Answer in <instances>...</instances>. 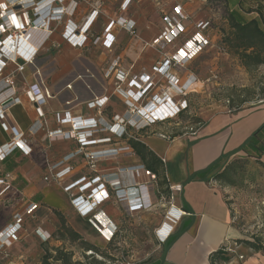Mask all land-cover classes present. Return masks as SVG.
<instances>
[{"label":"rangeland","instance_id":"obj_1","mask_svg":"<svg viewBox=\"0 0 264 264\" xmlns=\"http://www.w3.org/2000/svg\"><path fill=\"white\" fill-rule=\"evenodd\" d=\"M236 1L121 0L117 7L99 8L104 10V17L90 26L91 35L81 47L71 45L64 38L68 21L64 17L50 22L51 36L32 63L21 60L14 62L13 56L10 59L6 56L1 59L6 66L0 74V82L7 75L13 74L15 89L28 90L32 82L42 79L51 93V86L61 91L71 84L75 90L73 95L68 91H64L62 95L72 98L76 95L78 99L71 106L64 102V109L55 112H59L62 119L65 117V110L82 109L85 115L95 116L101 121L102 129L89 137L90 143L83 147V153L71 160L68 158L56 169L57 172L62 171V177L52 182L44 178L51 166L54 163L60 164L65 156L63 154L57 159L49 157L50 145H54V142H50L48 130L38 134L15 132L13 137L22 132L31 149L39 151L37 154L40 156V165L35 167L36 180L26 192L21 193L13 185L0 193L1 202L4 203V213L3 210L0 211V217L4 215V220L8 222L6 227L15 223L19 217L22 218V228L18 231L17 238L7 243L0 255V264H42L43 257L48 253H55L56 247L71 252L73 261H80L82 264H144L148 258L158 256L164 247L159 243L164 238L158 236V233L162 230L165 233L174 231L169 224L172 219L167 217L168 212L170 215L175 211L179 212L175 208V200L168 196L170 181L166 180L167 175L163 171L157 175L155 181L144 171L142 173L145 180L152 181L149 188L153 192V207H147L146 204L142 207L143 211L130 212L135 207H130L131 203L126 196L121 198L122 203L128 204L120 205L122 216L119 231L115 241L107 244L96 224L81 217L73 206L74 198L80 194V185L72 190L67 186L83 176L107 174L112 172L110 169L113 167L130 166L136 161L142 163L136 155L120 151L104 160L92 161L95 164L92 167L86 154L89 155L96 149L124 146L128 143V138L132 137L149 145L151 142H158L165 148H170L175 143L194 137L197 133L193 132H197L216 115L241 110L252 111L264 103V65L247 69L223 41V30L228 29L226 15ZM1 3H7L9 9L21 10L20 6L12 5L8 0H0ZM177 5L182 7L187 19L180 20L176 11ZM254 15L245 14V17ZM122 17L129 22L122 21ZM177 20L182 23L184 30L179 27L180 36L170 40L171 37L168 38L166 33L169 35L175 31L172 26ZM202 21L209 25L200 27ZM85 23H78V33H84L81 28ZM112 23L114 25L109 29ZM5 25L7 29L11 28L10 23ZM199 31L209 39L207 46L183 66L175 64L171 68L172 73L178 76L180 84L190 76L196 79L192 90L186 96L178 95L167 89L165 75L154 67L155 60L161 56V62L164 57L174 55ZM35 32L25 41L30 42L31 39L43 42V34ZM97 32H101L98 41L94 39ZM9 34L16 38L21 34L24 36L25 32L20 34L11 30ZM16 54L17 52L14 53ZM120 71L125 75L121 81L117 77ZM135 77L138 84L133 86L132 80ZM86 83L91 89L86 88ZM146 85L148 88L139 100H135L136 97L128 93L130 89L141 91ZM94 96L108 98L101 113L86 105L85 101ZM159 100L163 103L157 104ZM170 103L172 106H187L167 120L145 125L148 119H145L142 111L151 112L157 105L165 109ZM54 116L57 128L60 124L55 113ZM122 120L121 125L126 128L127 138L117 137L112 133L117 122ZM104 137L111 138V141L102 144L92 142ZM63 148L70 151L69 153L79 152L80 143L77 140H65ZM186 156L187 153L184 152L176 158L177 162H183ZM97 169L101 171L97 172ZM103 169L106 172H102ZM210 180L223 192L231 210L232 224L239 232V237L234 240L241 245L238 253L233 254L237 259L235 264H240L254 252L264 254V152L260 154L250 148L223 159L212 171ZM36 192L42 194L41 202L37 203V209L30 214L27 209L31 203H35L31 197ZM50 235L51 238L47 239ZM249 242L260 250L250 247ZM50 263L63 264L54 259H50Z\"/></svg>","mask_w":264,"mask_h":264},{"label":"crops","instance_id":"obj_2","mask_svg":"<svg viewBox=\"0 0 264 264\" xmlns=\"http://www.w3.org/2000/svg\"><path fill=\"white\" fill-rule=\"evenodd\" d=\"M83 1H85V3ZM96 3L98 4L95 5ZM120 3L121 0H78V8L75 14L72 17H64L72 19L73 23L78 24L86 22L90 16H88V14L92 10L97 9L99 10L98 16L92 24L95 25L99 19L104 17V10H100V7L105 8V6H108L109 8H114L119 6ZM92 16H94V14ZM92 16L90 18H92ZM100 34L101 32H97L96 35ZM24 42L26 41L24 40ZM132 64L134 65V63ZM33 83L35 82H32V84ZM1 87L2 82H0V89ZM51 89L54 96L48 100V104L44 107L46 113L45 117L40 118L36 111V106L29 101L25 90L18 88L17 94L21 98V103H7L5 107V118L0 119V146L9 142L15 132L18 131L38 134L45 129L48 131L55 129L57 125L54 116L55 111L64 109V102L72 98L69 95L64 96L62 94L64 91H68L73 95L75 90L72 88V90H74L72 91L64 87L63 90L57 91L52 86ZM9 92L11 91L1 94L0 99H3ZM81 110L75 109L73 112H79ZM44 122L46 126L44 125V128H40V124ZM263 122L264 103L252 111L241 110L238 112L216 115L206 122L197 131L194 137H190L189 140H182L181 143H175L171 145L170 148H165V146L158 142H151L150 145L146 143L161 159L164 158L166 160L165 163H169L170 172L168 176H171V179L169 178V184L180 187V190L176 192L174 197V203L176 204L175 208H183V201H186L191 207V210L185 211V214L182 215L180 219L172 220V223H169L171 228H174L173 232L180 228L183 220L192 217L193 222L186 231L180 234L169 248H165L164 246L158 253V256L148 258V261L144 263L160 260L161 264H210L209 255L222 248L224 245H230L235 250L234 252L228 251V254L238 253L241 245H235L236 243L234 240L239 237V232L232 224L230 207L225 200L223 192L217 185L211 182V173L204 174L202 172H204L210 164L216 163V161L219 163L223 159L243 151L239 150L234 152ZM32 152L33 155L31 156L24 154L18 155L15 158L18 165L12 170H9V162H2L0 164V175H4L5 171H10L13 178L12 183L14 180H17L13 185L21 193L31 188L36 180L34 178L37 177V172L34 170L35 167L37 168V165H40V156L37 154L39 151L32 149ZM69 152L70 151L63 148V140H56L54 141V145H50L48 155L51 159H57L63 154L66 156ZM184 152L187 153L184 161L177 162L176 158L181 156ZM138 164L140 163L136 161L130 164V166ZM215 165L216 164H214V166ZM124 167L127 168L128 166ZM121 168L123 167H113L110 171L115 172V174L118 172L117 175L122 181L123 186H137V182L148 186V189L144 188L143 191L140 186V188L137 187L135 190L129 191L131 197L134 195L136 199L140 200L142 198L141 194H144L148 201L149 199L153 201V192L151 193L149 188L152 181L150 179L145 180L142 175L143 171L139 169V173L137 174L134 171H119ZM100 171L101 170L97 169V172ZM102 172L106 171L103 169ZM193 175L196 177L188 181V178ZM200 176L209 177L208 181L202 180ZM170 193L171 190L168 191V196ZM40 194V192L33 193L31 197L33 201ZM1 201L0 199V204L2 205L0 206V211L3 210L2 213H4V203ZM152 203L154 205V202ZM103 204L104 206H102ZM103 204L100 208L105 213L106 219L119 226L120 216H122L120 213V205L122 206V204L128 203H122V201L117 200L113 195L110 200ZM130 207H135L134 209L132 208V210L130 209V212L134 210L143 211L141 205H133ZM7 223V220H4V215L2 214L0 217V232L4 230ZM165 223H167V221H165ZM158 236H160L159 233ZM103 237L101 236V238ZM116 237L117 234L111 241H108L105 237L103 240L107 244L115 241ZM46 238L50 239L51 235ZM164 242L165 241H160L159 243L164 245ZM236 262V257L232 256L226 264H235ZM240 264H264V254L256 252L249 254L247 259L243 260Z\"/></svg>","mask_w":264,"mask_h":264},{"label":"built area","instance_id":"obj_3","mask_svg":"<svg viewBox=\"0 0 264 264\" xmlns=\"http://www.w3.org/2000/svg\"><path fill=\"white\" fill-rule=\"evenodd\" d=\"M66 1H68L67 4H64ZM9 2H12V5L20 6L21 10L16 11L13 9H9L7 3L0 4V63L2 62L0 66V74H2L3 68L6 66V63L1 60L4 58V56L9 57V59L11 56L15 57V60H13L14 62L21 60L24 63H32V60L37 57L39 50L51 36V31L49 30L50 22L58 21L64 18V16L72 17L78 8V0H9ZM176 11L180 16V20L188 18L180 5L176 6ZM98 12V10H94L90 14L89 19L81 28L84 33H78V24L73 23L72 19H68L66 29L63 34L64 38L75 47L83 46L89 38V28L97 18ZM93 14L94 16H92ZM91 16L92 18H90ZM120 19L124 22H129L125 18ZM130 22L134 23L133 21ZM5 23H10L11 28L7 29ZM201 23L202 24L200 25V27L205 28L209 25L208 23H204L203 21ZM176 24H178V26ZM176 24L172 26L173 29L177 31L176 33H174L175 31L169 35L166 33V36L168 38L171 37L170 40H174L178 36H180L181 31L179 30V27L184 30L180 21L177 20ZM113 25L114 23L110 25L109 29H111ZM35 27H39L41 33L44 36L43 42H41L37 46H33L27 42H24V36ZM8 30H13L20 34L22 32H25V35L22 36L21 34L19 35V37L15 38L10 34L8 35V32L10 33V31ZM109 37L113 38L112 35H109ZM100 38L101 36L96 37L95 40L98 41ZM6 40H11L14 43L10 52L4 50L5 47L2 43H5ZM208 43L209 39L204 34H202L201 31H199L190 41H188V43L184 47H181L176 53H174V55L164 57L161 62V56H159L158 60L155 62L154 67L158 72L165 75L168 84L167 89L169 91H175L178 95L182 94L186 96L192 90V86L196 79L193 76H190L182 84H180L178 76L171 71V68L173 67L172 65L177 64L183 66L186 62L199 54L207 46ZM15 51L17 52L16 55H14ZM123 75L124 73L122 71L117 73L119 81H121ZM145 76L148 75L145 74ZM1 82L2 87L0 89V96L4 92H11H9L3 99H0V119L5 117V107L7 103H21V98L17 94L18 90L15 89V85L13 82V74L12 76L7 75V77L5 79L3 78ZM132 82L134 83L133 86H136L138 84L137 77H135ZM148 85H146V88L142 87L141 91L137 92L133 89H130L128 93H131L134 98L136 97L135 100H139L143 93L146 92ZM68 88H72L71 84H68ZM25 93L29 101L36 106V111L39 117L44 118L46 114L44 111V107L48 104V100L54 96L53 93H51L49 88L45 86L42 79L30 85L29 89L25 90ZM77 99L78 97L75 96L69 100H66L65 104L71 106L72 103ZM107 101L108 98L106 96H94V98L86 100L85 102L88 108L101 113V110ZM161 102L162 101L159 100L157 104ZM186 106L187 105H185L184 107H179L178 105L172 106L170 103L168 106H165V109L163 106L159 107L157 105L156 109L151 110V112H148L146 110L142 111L145 119H148L145 125H150L151 123H156L160 120H167L180 113ZM55 114L58 117V122L60 125L57 128L48 131L50 142H54L56 140H77L80 143V151L69 153L64 157V161H62L60 164L54 163L51 166L48 175H46L44 178L46 181L50 182L62 177V175L60 174L62 171L57 172L56 169L59 168L60 165H63L65 163V160L67 161L68 158H70L69 160H71L78 154L83 153V147L90 143L89 137H91L94 133L101 131L102 129L101 121H98L95 116L85 115L82 110L79 113L73 112L72 109L69 108L68 110L64 111L65 117L62 119L59 112H55ZM136 117H139V115H136ZM122 123L123 120L118 121L115 125L117 127H115V130H113L112 133L117 137L125 138L126 135L128 136V133L126 131V128L122 127ZM44 125L46 126L45 122L40 124V128H44ZM145 125H143V127ZM193 133L197 132L194 131ZM23 135L24 134L22 132L17 133L9 142L4 143L0 146V164L18 149L24 155L31 154L32 149L29 146L27 139L23 138ZM106 141L110 142L111 138H99L97 140H93L92 142H95L96 144H102ZM120 151H125L132 156L135 155L133 148L127 143L124 146L110 147L108 149H96L89 155L86 154V158L87 160L90 159V162L94 160H104L105 157L113 156L114 154L117 155ZM162 161L164 163L166 162L164 158H162ZM94 165V162H92V167ZM139 169L144 171L146 175H149L152 180L155 181L157 179V175L147 170L142 163L138 165L128 166L127 168L123 167L119 171H134L138 174ZM117 174L118 172L116 174L115 172H109L107 174L96 173L91 177L83 176L67 186V188L72 190L73 187L80 185V194H78L74 198L73 206L81 217L86 218L93 224H96V226L100 229L101 234L105 238H107L108 241L114 239L119 231V227L113 224L112 221L106 219L105 213L100 208L103 203L110 200L114 195L117 200H121L122 197L126 196V198L129 199L131 206L141 205L142 207H144L147 204V207H151L153 204L150 199L148 201L145 198L144 194H141L142 198L140 200L136 199L134 195V197H131L130 195L129 191L136 189L137 187L139 188V186L142 190H144V188L148 189V186L146 184L137 182V186H123V183ZM12 180L13 178L10 173H6L2 176L0 175V193L7 191L9 188H11V186H13ZM170 190V198L174 199L175 194L180 190V187L172 184L170 185ZM173 206L174 204L171 205V207ZM37 207V203H31V206L28 207L27 212L31 214L37 209ZM177 209L179 212L175 211L174 213H172V215H170L168 212L167 217H170L172 220L180 219L182 215L185 214V210L182 207ZM21 224L22 218L19 217L15 223L10 224L0 232V255L7 247V243H10L13 239L17 238V233L22 228ZM161 234H164L163 236L165 237H163ZM169 234L170 233H165V230H162L159 233L160 237L164 238L162 239V241H165ZM227 251L234 252L235 250L230 245H228ZM239 257L243 258L242 255H240Z\"/></svg>","mask_w":264,"mask_h":264},{"label":"trees","instance_id":"obj_4","mask_svg":"<svg viewBox=\"0 0 264 264\" xmlns=\"http://www.w3.org/2000/svg\"><path fill=\"white\" fill-rule=\"evenodd\" d=\"M245 14L255 15L253 17L247 18L245 17ZM226 19L228 22V29L223 30V41L228 46L230 52L235 54L240 59L243 66H245L247 69L264 65V0H237L234 7L228 11ZM90 28L89 36L91 35ZM100 36L101 34L93 37L95 39L96 37ZM157 60L158 58L155 60V62ZM85 86L87 89H91L90 85L87 83ZM127 141L128 144L133 148L135 155L139 158L147 170L155 173L156 175L160 174L161 171H163L165 174L170 172L169 163H164L162 159L155 153V151L152 150L145 142L137 138H129ZM250 148L253 151L259 152L260 154L264 152V122L234 152L239 150L247 151ZM20 154L22 153L18 149L2 162H9V170H12L17 167L18 163L15 161V158ZM214 164L216 165L214 166ZM217 165V161L216 163L210 164L202 173H212ZM6 173H10V171H5L4 174ZM220 174L216 175V177L220 176ZM167 176L166 180L170 181L169 176ZM195 177L196 176L194 175L189 177L188 181L193 180ZM200 177L202 180L207 181L209 178L206 176ZM15 182H17V180L13 181L14 184ZM40 196H42V194L38 195L34 199L35 203L41 202ZM183 209L185 211L191 210L190 205L186 201H183ZM192 222V217L183 220L180 228L177 231L170 233L166 238L164 242L165 248H169L180 236V234L187 230ZM235 243L237 244V242ZM248 244L250 247L256 248L257 251L260 250L259 247L253 245V243L249 242ZM227 248L228 245H224L222 248L212 252L209 255L210 264H226V262L229 261L233 256V254H228ZM54 250L55 253H48L45 257H43L42 264H51L50 259L61 261L63 264H82L80 261H73V254L71 252L64 251L63 249L57 247ZM144 264H161V261L153 260Z\"/></svg>","mask_w":264,"mask_h":264},{"label":"bare ground","instance_id":"obj_5","mask_svg":"<svg viewBox=\"0 0 264 264\" xmlns=\"http://www.w3.org/2000/svg\"><path fill=\"white\" fill-rule=\"evenodd\" d=\"M0 29H1V26H0ZM35 31H37V32H41V30H40V28L39 27H35L34 29H32V30H30L29 32H28V34H26L25 36H24V40H26L27 38H29V35L31 34V33H33V32H35ZM33 38H35V37H33ZM6 42H8L7 44H4V42L2 43V44H4V47H5V51H7V52H10L11 51V48H12V46H13V42L11 41V40H6ZM27 43H29L30 45H33V46H37V45H39L41 42L40 41H34V40H32L31 41V39H30V42H27ZM3 47V48H4ZM16 53V52H15ZM140 188V187H139ZM135 190V189H134ZM133 193V192H132ZM137 194V193H136ZM133 195V194H132Z\"/></svg>","mask_w":264,"mask_h":264}]
</instances>
